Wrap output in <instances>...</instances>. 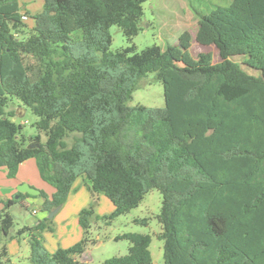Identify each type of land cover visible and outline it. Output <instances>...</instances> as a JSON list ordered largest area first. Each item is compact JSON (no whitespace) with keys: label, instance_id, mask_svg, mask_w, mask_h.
<instances>
[{"label":"trees","instance_id":"16d2710c","mask_svg":"<svg viewBox=\"0 0 264 264\" xmlns=\"http://www.w3.org/2000/svg\"><path fill=\"white\" fill-rule=\"evenodd\" d=\"M146 1L44 0L31 14L20 0H0V166L15 177L35 158L55 188L40 194L48 213L80 175L115 205L104 215L94 202L81 209L82 239L50 252L42 232L53 230V218L16 228L10 207L20 197L3 200L0 264H12L7 242L21 236L33 264H90L82 257L97 241L92 228L138 206L152 189L163 195V264H264V0L195 9V39L215 45L219 62L211 51L192 55L188 30L178 44L112 50L111 27L132 40L144 27ZM150 72L164 85L166 105H130ZM13 104L32 110L38 133L24 131ZM116 239L130 242L128 252L103 264H153L151 234Z\"/></svg>","mask_w":264,"mask_h":264},{"label":"rangeland","instance_id":"374dc122","mask_svg":"<svg viewBox=\"0 0 264 264\" xmlns=\"http://www.w3.org/2000/svg\"><path fill=\"white\" fill-rule=\"evenodd\" d=\"M22 1L25 5L28 2ZM211 3H225L223 0H147L144 2V27L132 40L123 33L116 25L111 27L113 42L111 49L127 47L132 44L136 45L138 51L147 46L158 44L165 46L167 42L178 44L179 36L183 31L196 33L199 28L198 16L195 9L207 12L211 7ZM33 11H37L40 6L33 3ZM25 22L29 26H33L35 21L29 16ZM211 51L218 57V49L214 45L205 46L199 44L196 39L193 40L191 53L197 57L199 52ZM35 65V74L39 67L38 61L32 59ZM130 105L143 104L153 107H164L166 105L163 83L155 78V73L150 72L148 75L138 82L136 89L133 92L132 99L129 100ZM13 108L19 110L16 120L19 123H24V131L31 135L38 133L34 122L37 116L29 107H18L17 104L12 105ZM22 111V112H21ZM45 139L44 133H42ZM107 199V198H106ZM109 199V198H108ZM163 195L160 190L152 189L148 192L141 203L132 208L130 211L116 217L110 224L100 223V227H93V237L97 239L96 243L90 245L87 252L83 254L82 260L88 261L90 264H103V261L113 256L124 255L128 252L130 242L127 239H116L120 234L127 232H142L149 233L152 236L150 250L153 257V264H163L164 249L163 240L158 238V233L162 230L161 224L158 221L157 215L161 211ZM111 201V200H109ZM97 205V201H93ZM113 203V202H112ZM33 205L32 207H35ZM31 207V208H32ZM43 211V210H42ZM45 212V211H44ZM106 211L105 214H109ZM50 213V212H49ZM49 213L46 216H49ZM27 217L33 220L39 218L32 214H27ZM24 216L21 214L15 215V226L18 228L23 222ZM51 218V217H50ZM53 218V217H52ZM136 218H148V224H142L135 221ZM4 234L0 227V238ZM15 264H33L29 258H16Z\"/></svg>","mask_w":264,"mask_h":264},{"label":"crops","instance_id":"0c3cea01","mask_svg":"<svg viewBox=\"0 0 264 264\" xmlns=\"http://www.w3.org/2000/svg\"><path fill=\"white\" fill-rule=\"evenodd\" d=\"M24 1L28 2L26 7L31 14H35L43 9L44 0ZM33 3L40 6L36 12L33 11ZM33 20L35 21L34 18ZM196 33L191 32L193 37L192 45ZM220 60V55L218 57L214 55L215 62H219ZM33 188L40 190V192L30 193L29 190L34 191ZM41 191H44L47 195H51L55 191V188L41 177L35 158H30L22 162L19 165L15 177L8 175V170L5 166H0V210L4 206L3 200L20 197V201L10 207L14 219L17 213L24 216L23 222L18 228L24 225L31 226L37 221L27 217V214L31 212L39 219L44 218L48 214V212L42 211L44 197L40 195ZM20 195L23 196L21 197ZM95 200L97 201L95 210L100 215H104L106 211H110L109 213H111L115 209L114 203L109 201L110 199L105 194L93 193L91 191L89 188V179L85 175L78 176L74 181L73 188L67 200L53 217V230L47 228L42 232L44 244L50 252L56 251L59 247L66 248L72 246L82 239L83 228L79 221V213L81 209L89 206ZM33 205L36 206L32 207ZM3 242L4 237L0 238V247ZM7 246L12 258V264L16 263V258L18 257L29 258L30 245L27 236H21L20 239H10L7 242Z\"/></svg>","mask_w":264,"mask_h":264},{"label":"water","instance_id":"95a60500","mask_svg":"<svg viewBox=\"0 0 264 264\" xmlns=\"http://www.w3.org/2000/svg\"><path fill=\"white\" fill-rule=\"evenodd\" d=\"M33 190H34V191L29 190V192H30V193H33V194H34V193H39V192H40V190H36V189H34V188H33ZM61 206H62V205H59V206L55 207L52 211H50V213H49V217H51V218L54 217V215L60 210ZM86 252H87V251H86Z\"/></svg>","mask_w":264,"mask_h":264},{"label":"built area","instance_id":"2783aa9c","mask_svg":"<svg viewBox=\"0 0 264 264\" xmlns=\"http://www.w3.org/2000/svg\"><path fill=\"white\" fill-rule=\"evenodd\" d=\"M29 18V15L25 12V10L22 11V19L25 21Z\"/></svg>","mask_w":264,"mask_h":264}]
</instances>
